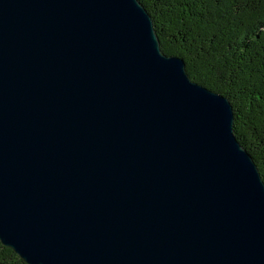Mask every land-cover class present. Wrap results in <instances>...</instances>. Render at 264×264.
Wrapping results in <instances>:
<instances>
[{
  "label": "water",
  "instance_id": "1",
  "mask_svg": "<svg viewBox=\"0 0 264 264\" xmlns=\"http://www.w3.org/2000/svg\"><path fill=\"white\" fill-rule=\"evenodd\" d=\"M138 0H0V243L26 264H264V182L230 101Z\"/></svg>",
  "mask_w": 264,
  "mask_h": 264
},
{
  "label": "trees",
  "instance_id": "2",
  "mask_svg": "<svg viewBox=\"0 0 264 264\" xmlns=\"http://www.w3.org/2000/svg\"><path fill=\"white\" fill-rule=\"evenodd\" d=\"M167 56L189 78L226 97L233 134L264 182V0H138ZM0 264H26L0 243Z\"/></svg>",
  "mask_w": 264,
  "mask_h": 264
}]
</instances>
